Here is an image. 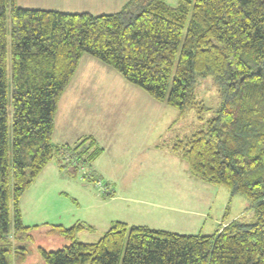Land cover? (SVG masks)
<instances>
[{"label": "trees", "instance_id": "trees-1", "mask_svg": "<svg viewBox=\"0 0 264 264\" xmlns=\"http://www.w3.org/2000/svg\"><path fill=\"white\" fill-rule=\"evenodd\" d=\"M83 54L200 121L207 107L195 87L210 76L221 103L169 150L194 178L244 197L253 217L209 235L114 221L90 243L76 240L86 224L53 225L46 234L67 244L39 247L43 263L264 264V0H128L100 15L0 0V264H26L32 227L22 224L19 200L54 157L97 180L92 163L101 149L92 137L51 142L59 98Z\"/></svg>", "mask_w": 264, "mask_h": 264}, {"label": "rangeland", "instance_id": "rangeland-1", "mask_svg": "<svg viewBox=\"0 0 264 264\" xmlns=\"http://www.w3.org/2000/svg\"><path fill=\"white\" fill-rule=\"evenodd\" d=\"M35 1L40 0L31 2ZM127 1L47 0L46 7L41 8H56L67 13L89 12L100 15L117 12ZM21 4L27 5L22 7L27 9L39 6L32 5L30 1ZM6 29L8 55L10 38L8 11ZM87 59L90 60V56L83 54L77 72V75L82 76L80 79L85 84L82 87L72 84L68 92L66 93V89L62 97L60 96L51 138L54 145L62 143L67 135L80 134L84 138L90 136L89 133L95 132L94 130L101 123L104 111L101 105H99L100 111L97 109L96 102L99 98H104L106 92L109 93L106 97L109 103L121 101L122 107L123 105L127 108L131 106L132 113L137 112V109L132 107L136 103L137 91L138 95L146 96L149 99L148 102L153 100L110 68L105 66L107 69L105 70L100 62H97V67H86ZM108 81L118 83L111 88H104L103 83ZM85 85L86 87L83 88ZM195 95L207 107L202 116L203 121L198 120L193 111H187L181 115L176 109L155 101L152 134L141 137L144 129L138 127V132L141 129L140 135H130L122 131L125 132V138L115 137L113 142L111 140V147L104 145V141L101 140L100 145L110 150L102 154L92 165L97 180L87 179L89 174L87 169L72 171L68 163H64L59 157H54L19 200L22 224L32 227L29 233L32 240L25 244L28 251L26 264H44L38 255L39 247L52 251L67 244L61 238L46 234V230L53 225L68 228L76 223L86 224L91 229H84L77 233L76 240L89 243L97 241L102 233L108 230L110 222L119 221L121 218L135 222L134 225H145L152 229L178 234H212L217 226L207 227L206 224L218 210L215 208L224 195L221 194L222 191L227 190L192 178L183 160L177 155L168 154L164 150L162 152L156 147L169 148L176 139H181L200 129L203 123L213 116L215 109L221 103L218 86L210 76L198 81ZM139 104L143 107L141 100L137 102V105ZM125 112H127L126 109ZM166 120H169L170 128L162 131L158 128L160 127L158 123L161 124ZM148 124H150L149 121L146 125ZM136 132L137 129H135ZM158 134L161 135V139L158 138ZM140 137L143 142L140 141ZM58 160L63 162V166L65 165L62 170L58 168ZM104 160H106L105 163ZM99 173H103V178L99 177ZM98 181L103 187H107L106 194L103 193V189L98 188ZM208 187L209 189L206 190ZM215 189H218L220 194L212 197L213 208L209 213L207 210V207H211L208 203L211 199L209 194L216 195ZM108 192H111L113 197L109 196ZM237 197L242 201L238 204L239 207L243 203L248 204L244 197ZM198 214L201 215L198 216ZM208 214L209 217H206ZM243 217L244 221L249 222L253 217V211L248 209ZM10 221L12 222V219Z\"/></svg>", "mask_w": 264, "mask_h": 264}, {"label": "crops", "instance_id": "crops-1", "mask_svg": "<svg viewBox=\"0 0 264 264\" xmlns=\"http://www.w3.org/2000/svg\"><path fill=\"white\" fill-rule=\"evenodd\" d=\"M29 1H30V3H33L32 5H39V6H33V7H36V8H32V9L57 10V11H60V12L62 11V10H58L56 8H41V7H46L47 0H40L39 2H36V1L35 2H31L33 0H24L23 2H20L19 0H16V3H17V5L19 7L22 8V7H26L27 5H25V4L27 2H29ZM21 3H25L24 4L25 6H23V4H21ZM124 4H122V6ZM25 9H27V8H25ZM81 13H83V12H81ZM87 13H89V12H87ZM82 56H81V58H82ZM90 58H91L90 60L89 59L86 60L85 66L86 67H97L98 66V63L97 62H99V61H97L96 59L92 58L91 56H90ZM94 60H96V61H94ZM79 65H80V61H79L77 70L75 71L73 77L71 78V80H70L69 84L67 85V87L65 88L64 92L67 89V91H66V93H67L68 90H69V88H70V86L72 84H76L77 87H82L85 84L80 79L82 76L81 75H77ZM103 66L105 67L106 65L103 64ZM106 67H105V70H107ZM116 83H118V82L117 81H108V82H104L103 84H104V88H111L112 86L116 85ZM85 87H86V85L83 88H85ZM64 92L62 93V95L64 94ZM107 94H109V93L106 92V96L104 98H99L97 100V102H96V105L98 106L97 109L100 111L99 105H101V108H103V110H104L103 113H102V116H101L102 117L101 118L102 120H101L100 125L97 126V129L94 130L95 132L89 133L90 136H88V137H92L95 140V142L97 143V146L101 149L100 154L93 160L92 165L94 164V162L102 154L107 153L108 150H110V148H108L106 146L103 147V145L102 146L100 145V141L101 140L104 141V143H105L104 145H109L111 147V140L113 142V140H114L115 137L125 138L124 137V133L125 132H128V134H130V135L131 134H138V135H140L141 129L138 132V127H141V128L144 129V132L141 135V137H142V136H147L148 134H152V130H153V125H154V121L153 120H155V113H154V109H155L154 102L155 101H153L151 99L152 101L151 102H148L149 99L146 96L143 97L141 95H138V91H137L136 103H134L133 106H132V107H134V108L137 109V112L136 113H132L131 110H130L131 106H128V108H127V107H125V105H123V107H122L121 101H118V102L113 103V104L109 103L107 101V99H106ZM62 95H61V97H62ZM131 95H132V93H131ZM101 97H102V94H101ZM139 100H141V102L143 103V107H141L140 104L137 105V102H139ZM59 102H60V98H59L58 104H59ZM58 104H57V108H58ZM125 109H126L127 112H125ZM157 119H159L158 118V115H157ZM148 121L150 122V124L146 125ZM158 124L160 125V127H158V128L161 129L162 131L164 129H169L170 128L169 120L162 121L161 124L160 123H158ZM158 124H156V125H158ZM135 129H137V132L136 133H135ZM122 131H125V132H122ZM141 137H140V141H142ZM158 138L161 139V135L160 134H158ZM82 139L83 138L81 137L80 134L79 135H75V136H70V135L68 136L67 135V138H64L63 139V142L60 143V144H57V145H75L76 143H78ZM156 147H157L158 150H160L162 152L164 150V151L168 152V154L171 153L170 150H169V148H167V147H164V146H161V147L160 146H156ZM146 151H148V150H146ZM153 151H156V150H153ZM108 154H110V152ZM171 154L173 155V153H171ZM105 162H106V160H104V163ZM57 164H58V161H57ZM102 175H103V173L102 174L99 173V177L100 178H103ZM192 178H194V177L192 176ZM195 179H197V178H195ZM197 180H199V179H197ZM205 184H207V183H205ZM208 189H209V187L206 188V190H208ZM215 190L216 191L214 193L216 195L212 196L211 194H209V199L210 198L211 199H210L209 202L207 201L208 203L211 204V207L210 208L207 207V210L209 211V213L211 212V210L213 208L212 202L214 201V199L212 197H215V196H217V195L220 194V192L218 191V189H215ZM226 192L225 191H222L221 194H224L223 195L224 198L221 197L218 205L215 208V209L218 208V210L213 215V217H210L209 218L210 220L206 224L207 227H215V226H217V229L219 227H224L225 224H227V223H229V222H231L233 220L243 219L244 218L243 217V214H245L248 211L249 204L246 205L245 203H243V205L241 207H239L238 204L242 202L241 199H239V197H237V196H230L229 192L228 191H226ZM204 196H206V195H204ZM231 208H232V210H230ZM249 210L252 212L251 209H249ZM200 215L201 214H198V216H200ZM201 217H204V216H201ZM206 217H209V214ZM119 221L124 222V223H126L128 225H134L135 224V222H130V221L124 220L122 218ZM111 224H112V222H110L109 226H111Z\"/></svg>", "mask_w": 264, "mask_h": 264}, {"label": "built area", "instance_id": "built-area-1", "mask_svg": "<svg viewBox=\"0 0 264 264\" xmlns=\"http://www.w3.org/2000/svg\"><path fill=\"white\" fill-rule=\"evenodd\" d=\"M88 176H89V174H88ZM88 176H87V177H88ZM97 186H98V188L103 189V193H105V194H106V192L108 191L107 187H103V186L101 185L100 181L97 182ZM108 193H109V192H108Z\"/></svg>", "mask_w": 264, "mask_h": 264}]
</instances>
